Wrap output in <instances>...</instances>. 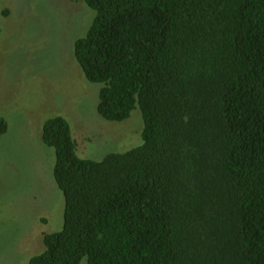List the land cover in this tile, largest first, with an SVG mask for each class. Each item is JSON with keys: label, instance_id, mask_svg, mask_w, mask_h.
Instances as JSON below:
<instances>
[{"label": "trees", "instance_id": "16d2710c", "mask_svg": "<svg viewBox=\"0 0 264 264\" xmlns=\"http://www.w3.org/2000/svg\"><path fill=\"white\" fill-rule=\"evenodd\" d=\"M84 1L75 57L104 118L141 109L143 142L84 158L45 120L64 224L28 264H264V0Z\"/></svg>", "mask_w": 264, "mask_h": 264}, {"label": "rangeland", "instance_id": "374dc122", "mask_svg": "<svg viewBox=\"0 0 264 264\" xmlns=\"http://www.w3.org/2000/svg\"><path fill=\"white\" fill-rule=\"evenodd\" d=\"M95 16L84 0H0V117L9 123L0 137V264H28L45 249L44 235L64 224L55 149L42 139L46 119L70 121L84 158L143 142L141 109L123 121L104 118L101 84L87 80L75 57Z\"/></svg>", "mask_w": 264, "mask_h": 264}]
</instances>
